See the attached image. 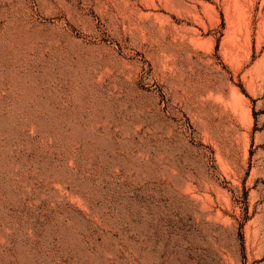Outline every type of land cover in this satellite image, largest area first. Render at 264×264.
<instances>
[{
  "label": "rangeland",
  "instance_id": "obj_1",
  "mask_svg": "<svg viewBox=\"0 0 264 264\" xmlns=\"http://www.w3.org/2000/svg\"><path fill=\"white\" fill-rule=\"evenodd\" d=\"M200 1L0 8V264H264V31Z\"/></svg>",
  "mask_w": 264,
  "mask_h": 264
},
{
  "label": "bare ground",
  "instance_id": "obj_2",
  "mask_svg": "<svg viewBox=\"0 0 264 264\" xmlns=\"http://www.w3.org/2000/svg\"><path fill=\"white\" fill-rule=\"evenodd\" d=\"M219 1H221L224 6L223 10L228 23L227 29L225 30V35L226 38L229 39L230 44L231 42L235 43V41L241 42V40L239 39L242 36V34H240L242 32H240L242 28L244 29V31L246 30L244 34L246 38H242H244V40H246V42L248 43L251 42V34L253 32L254 26L256 29H258V35H260L264 31V9H262L264 0H212V2L201 0L200 3L202 6H209L214 9V3H219ZM0 8L7 11L10 10L11 12L14 11V16L16 12L20 13V15H27L24 13L29 12V9H27L26 7L25 0H0ZM214 14L216 19L219 21L218 12H214ZM20 15L17 14V16ZM198 21H201L203 23L200 18ZM63 32L64 31H57L56 29H52L50 35L53 38H57L63 35ZM234 49L235 48L231 50ZM241 111L244 112L242 109Z\"/></svg>",
  "mask_w": 264,
  "mask_h": 264
}]
</instances>
